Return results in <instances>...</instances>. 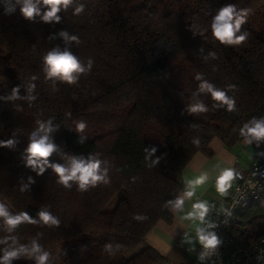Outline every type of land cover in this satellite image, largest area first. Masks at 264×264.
Here are the masks:
<instances>
[{
	"label": "trees",
	"instance_id": "1",
	"mask_svg": "<svg viewBox=\"0 0 264 264\" xmlns=\"http://www.w3.org/2000/svg\"><path fill=\"white\" fill-rule=\"evenodd\" d=\"M226 4L251 9L242 45L212 38V17ZM40 8L43 15L47 9ZM57 15L58 23L22 15L0 20V140L17 141L0 148V201L13 214L38 219L45 210L59 222L10 231L0 218V238L16 237V247L25 249L12 264H37L36 254L29 256L33 241L50 253L48 264H168L144 237L157 221H171L168 208L184 189L188 161L210 155L215 138L229 147L264 145V138L240 131L253 117L264 119V0H73ZM56 48L76 55L85 69L73 74L76 84L48 75L44 57ZM197 73L234 97L237 111L214 108ZM197 103L209 111L193 113ZM80 120L87 122L84 132L75 130ZM37 121L51 122L47 135L57 151L50 162L70 167L91 153L101 161L102 180L65 188L50 167L38 174L29 166L25 149ZM262 233L264 199L234 228L240 241Z\"/></svg>",
	"mask_w": 264,
	"mask_h": 264
},
{
	"label": "clouds",
	"instance_id": "2",
	"mask_svg": "<svg viewBox=\"0 0 264 264\" xmlns=\"http://www.w3.org/2000/svg\"><path fill=\"white\" fill-rule=\"evenodd\" d=\"M20 0H17L19 3ZM73 2V0H23L22 7L20 9L21 15L27 20H33L35 16H41L42 20L46 23L52 21L59 22L60 16L57 14L63 10H66L68 6ZM46 7V11L41 15L40 6ZM84 6L80 5L74 11V15H79L83 11ZM12 6L6 7V13L12 11ZM251 9H241L239 12L236 10L234 4H226L220 7L214 17H212L211 23L209 25L211 30L212 38L218 41L222 45H242L246 42L249 33L247 31L241 32V27L247 23V19ZM239 33V35H237ZM61 35L67 38L66 33H61ZM72 40H76L77 43L80 42L79 37L73 36ZM202 50V49H201ZM44 63L46 65V71L49 76H59L63 81L69 85L76 84L78 77L73 75L74 73H82L85 69L81 66L76 55L65 50L63 52L59 51L58 48L48 51L44 57ZM92 59H89V68H91ZM195 80L201 81L199 90L207 91L210 93L211 99L214 101V108H225L228 112L237 111L236 100L231 97L227 92L216 87L214 84L203 80L202 73H197L194 77ZM235 85H229V88H233ZM18 89H13V94L15 95ZM193 113H206L209 111L208 107L203 103H197L191 107ZM39 127L36 131L29 135V145L25 149L28 153L26 159L29 166L39 167V173L43 174L46 170L45 166L50 167L56 176L59 178L57 183L62 184L65 188H71L70 181H76L79 183V187L84 189L85 186L89 184L95 185L98 181L102 180V177L97 174L100 168L101 161L96 159L91 153L89 158L72 160L70 167H65L64 165L50 162V157L57 151L56 146L49 141L47 135L48 132L52 131L51 122H41L37 121ZM47 125V126H46ZM251 125V126H249ZM87 122L80 120L77 122L76 131L84 132L87 128ZM246 130V131H245ZM241 135L252 136L256 139L264 138V119L256 120L254 117L243 125L241 128ZM44 133L40 135V133ZM17 141L15 139L9 138L6 140H0V148H11ZM82 144L83 141H80ZM194 144H199V139L193 140ZM250 145V142H249ZM155 151V149H153ZM239 177V174L231 167L221 168L219 174L216 177V188L218 193H226L231 187L235 179ZM208 176L206 173L201 174L197 180L189 181L190 190L186 191L184 197L178 198L175 201L176 208H182L184 205V198H192L195 195V187L199 182L203 185L207 182ZM30 183H35L31 177H29ZM27 187V186H25ZM23 191V189H21ZM194 212L187 214V218L198 217L200 222H204L205 216L211 210V205L208 201L199 200L193 204ZM38 219L33 218L28 212L22 211L13 214L7 204L0 201V218L3 219L5 225L8 229L14 230L18 228L21 224H39L43 225H56L58 220L52 216L49 212L45 210H40L37 213ZM198 240L205 248H215L220 240L214 233H205L204 229H196ZM11 240L12 243L9 244L8 241ZM16 237L5 236L0 238V244H8L6 248L0 249L3 254L0 255V264H12L13 260L19 259L22 252L25 251L24 247H16L17 244ZM106 248H110V245H106ZM36 254L34 259L37 264H48L50 253L42 250L41 246L33 241V247L29 256ZM204 257L201 256L200 259ZM257 259H260L257 256Z\"/></svg>",
	"mask_w": 264,
	"mask_h": 264
},
{
	"label": "crops",
	"instance_id": "3",
	"mask_svg": "<svg viewBox=\"0 0 264 264\" xmlns=\"http://www.w3.org/2000/svg\"><path fill=\"white\" fill-rule=\"evenodd\" d=\"M210 155L203 153L195 154L182 170L184 189L169 205L168 211L171 221L159 220L145 235L144 243L159 252L168 264H208L205 255L203 259L192 258L196 250L204 254V246L199 242L196 229L202 228L207 233L214 223V218H204L201 223L198 217L187 218V214L194 212L193 204L199 200L208 201L212 206L210 211L219 208L228 196L220 194L216 188V177L221 168L231 167L234 170L246 169L253 162L256 151L246 141H241L232 146H226L219 139H212L209 143ZM206 173L207 182L195 187V195L192 198H184L182 208L175 207V201L184 197L190 190L189 181ZM209 211V212H210Z\"/></svg>",
	"mask_w": 264,
	"mask_h": 264
},
{
	"label": "built area",
	"instance_id": "4",
	"mask_svg": "<svg viewBox=\"0 0 264 264\" xmlns=\"http://www.w3.org/2000/svg\"><path fill=\"white\" fill-rule=\"evenodd\" d=\"M235 172L239 177L223 204L206 215L214 218L207 233H214L220 243L215 248L204 247V255L208 264H264V233L249 241H240L234 235L246 209L264 199V145L248 168Z\"/></svg>",
	"mask_w": 264,
	"mask_h": 264
},
{
	"label": "rangeland",
	"instance_id": "5",
	"mask_svg": "<svg viewBox=\"0 0 264 264\" xmlns=\"http://www.w3.org/2000/svg\"><path fill=\"white\" fill-rule=\"evenodd\" d=\"M22 4L23 0H20L19 3H17V0H0V20L6 22H14L15 20H17L21 15L20 9L22 7ZM8 6H12L13 10L6 13V7ZM99 152H103L101 148L99 149ZM130 253L131 251L125 253V255H131ZM201 256H204V254L202 255L196 250L192 254V258L196 260H200Z\"/></svg>",
	"mask_w": 264,
	"mask_h": 264
}]
</instances>
